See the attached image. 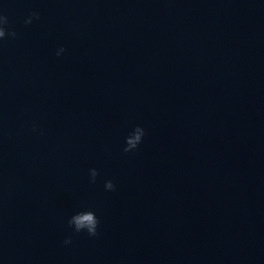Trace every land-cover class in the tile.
<instances>
[{"label":"water","instance_id":"obj_1","mask_svg":"<svg viewBox=\"0 0 264 264\" xmlns=\"http://www.w3.org/2000/svg\"><path fill=\"white\" fill-rule=\"evenodd\" d=\"M0 10V264H264V0Z\"/></svg>","mask_w":264,"mask_h":264},{"label":"clouds","instance_id":"obj_2","mask_svg":"<svg viewBox=\"0 0 264 264\" xmlns=\"http://www.w3.org/2000/svg\"><path fill=\"white\" fill-rule=\"evenodd\" d=\"M4 6V0H0V8ZM40 12L38 10H32L30 13L24 17V24H31L33 19H39ZM9 20L8 16L0 10V41H3L6 37L15 38L17 33L15 29L8 27ZM65 52L64 45H60L55 50L56 56H61ZM38 130V124L33 122L32 131ZM146 135V130L142 124H134L124 136L123 152L129 153L134 152L143 141ZM89 182L95 183L98 176V169L91 167L88 170ZM103 187L106 191H111L115 189V184L112 179H105L103 182ZM100 224V219L93 207L85 206L80 207L71 212L67 217V225L71 230L72 234L85 233L88 236H96L98 234V228ZM72 242V235H67L63 243L69 245Z\"/></svg>","mask_w":264,"mask_h":264}]
</instances>
